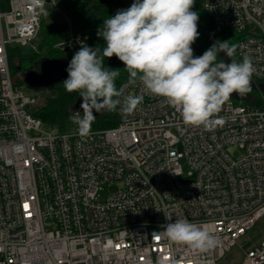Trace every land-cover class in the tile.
I'll return each mask as SVG.
<instances>
[{
	"label": "built area",
	"instance_id": "built-area-1",
	"mask_svg": "<svg viewBox=\"0 0 264 264\" xmlns=\"http://www.w3.org/2000/svg\"><path fill=\"white\" fill-rule=\"evenodd\" d=\"M201 5L217 27L238 35L236 61L250 57L251 80L264 83V0ZM42 19L28 0L0 9V264H218L264 218V105L231 98L218 114L224 123L208 130L145 95L133 114L116 109V127L85 137L54 132L10 66L13 44L35 51ZM98 30L70 31L53 49L72 56L102 38ZM105 186L114 189L103 197ZM177 217L208 225L219 246L201 255L153 237ZM244 255L240 264H264V238Z\"/></svg>",
	"mask_w": 264,
	"mask_h": 264
},
{
	"label": "clouds",
	"instance_id": "clouds-1",
	"mask_svg": "<svg viewBox=\"0 0 264 264\" xmlns=\"http://www.w3.org/2000/svg\"><path fill=\"white\" fill-rule=\"evenodd\" d=\"M28 2L36 14L47 15L46 0ZM194 4L195 0H134L129 8L104 19L98 30L104 46L82 44L75 52L62 85L68 93H79L82 98V114L73 111L69 117L80 137L90 133L94 113L119 107L123 113L133 114L145 95L163 98L185 125L210 130L224 123L218 114L234 93L244 96L252 90L251 77L256 69L250 57L239 63L218 61L221 52L233 56L235 47L228 41L194 56L192 46L199 38ZM114 56L128 73L127 84L120 88L116 85L120 70L104 64ZM137 84L139 94L126 92L128 86ZM162 228L163 232L153 233V237L163 236L170 245L187 247L193 253L203 255L220 244L208 225L187 218L177 217ZM161 264L169 262L165 259ZM172 264L191 262L175 260Z\"/></svg>",
	"mask_w": 264,
	"mask_h": 264
},
{
	"label": "trees",
	"instance_id": "trees-1",
	"mask_svg": "<svg viewBox=\"0 0 264 264\" xmlns=\"http://www.w3.org/2000/svg\"><path fill=\"white\" fill-rule=\"evenodd\" d=\"M63 9L66 11L68 16L71 19L72 25L74 29L77 31H85L90 29H100L104 23V19H107L111 16L116 14L106 3L105 0H64L62 2ZM193 10V9H192ZM199 10V9H198ZM200 11V10H199ZM199 15V14H198ZM211 19V18H210ZM209 19V20H210ZM200 20V16H199ZM198 31H199V38L193 44L195 49L196 56H201L203 53L211 48L215 43L208 39L203 32L201 24L198 21ZM70 33V26L68 23H43L41 25V30L39 35H42V47L45 48V54H40L43 57L49 58L54 53H58L53 49V46L59 40H62L68 37ZM238 38V35H234ZM202 44V48H198V45ZM97 45L104 46L105 41L103 38L98 40H94L88 44L89 47L95 48ZM14 49H9L10 55V66L11 71L12 67L14 66V59L17 58L20 63L21 61L24 62L26 60L36 61L38 58L37 53H31L29 58L16 55ZM225 53L221 52L217 55V60H223L225 63ZM51 58V57H50ZM59 58V57H56ZM68 61L69 58L65 57ZM233 58V56H232ZM234 61H236L233 58ZM110 59L105 60L104 64L105 67L113 69V70H120V75L116 80L117 88L128 80V73L124 70L126 66L123 67H113L109 64ZM237 62V61H236ZM251 85H253L254 89H258L259 87H264L263 82H258L256 84L251 80ZM63 82H59L53 85L50 88H46L47 90L51 91V95L47 98L44 106L34 112L35 116L43 121V123L49 129H59L63 130L65 121L69 120L70 115L73 111H75V103L81 97L79 93H68L64 87ZM44 89V88H42ZM41 90V89H40ZM238 97L232 98L237 103L245 104V103H252L256 105H264L261 103L259 99L255 96L247 93L244 96L237 95ZM118 125V115L117 110L102 112L100 115L96 117L94 122L91 125V129H108L113 128Z\"/></svg>",
	"mask_w": 264,
	"mask_h": 264
},
{
	"label": "rangeland",
	"instance_id": "rangeland-1",
	"mask_svg": "<svg viewBox=\"0 0 264 264\" xmlns=\"http://www.w3.org/2000/svg\"><path fill=\"white\" fill-rule=\"evenodd\" d=\"M64 0H56L57 5L56 7L47 4L46 11L47 15L43 14V23H68V25L71 24L70 17L66 13V11L62 7V2ZM134 2V0H105V3L115 12L118 10L122 9H127L131 6V4ZM202 0H197L196 1V6L193 8V11H196L199 16L200 20L199 23L201 24V27L203 29L204 35L213 41L215 44L217 43L218 45L221 42H227L229 43L230 46L235 47V52L233 54V58L237 60L236 57V51H237V46H238V38H236L234 35L235 33L231 30L217 27L212 19H210V16L207 14L202 9ZM0 9L1 11L7 12L10 9V0H0ZM200 11H199V10ZM210 19V20H209ZM32 46L34 50L37 52L38 58L36 61H31V60H26L24 62L20 61L15 58L14 59V66L12 67V76L14 80L15 86L24 91L27 94H37L38 96V103L36 106L33 108V111H37L40 109L42 106H44V103L46 102L47 98L52 94L51 91L47 90L46 88L44 89H34L29 87L26 82L24 75L25 73L34 68L36 69L38 67V62L41 61L44 57L40 54H45V48L42 47V35L40 34L36 40L32 42ZM11 50L14 49V53L18 56H21V58L26 57L29 58L31 53H36L35 51L32 50L30 47H24L20 46L17 44H13L10 48ZM74 53H72V56H70L69 53H54L51 58L58 59L59 58H69L71 61ZM49 57V58H50ZM255 82V81H253ZM258 84V82H255ZM249 94L255 96L261 103H264V87L254 89L249 92ZM106 110H103L105 112ZM54 132H68V133H74L77 130V126L72 123V121L66 120L64 129L63 130H57V129H50ZM229 153L234 157V158H239L242 154L239 146L237 145H232L228 148ZM114 188L113 187H108L105 186L103 192L101 193V196H106L110 191H112ZM264 238V218L260 220L256 226L247 233L246 236L241 238L237 245L231 249V251L224 257L222 258L218 264H240L243 259H244V251L248 250L249 248L253 247L255 244H257L261 239Z\"/></svg>",
	"mask_w": 264,
	"mask_h": 264
},
{
	"label": "water",
	"instance_id": "water-1",
	"mask_svg": "<svg viewBox=\"0 0 264 264\" xmlns=\"http://www.w3.org/2000/svg\"><path fill=\"white\" fill-rule=\"evenodd\" d=\"M198 48H202V44L198 45ZM226 54V53H225ZM233 58H229L225 55L226 63H231ZM109 64L113 67H123L125 66L117 57H112ZM69 66V61L66 58H47L44 57L38 62V67L36 69L32 68L28 70L25 75L26 84L34 89L50 88L53 85L64 82L68 78V73L66 69ZM253 87V85H251ZM237 93H234L231 98L238 97ZM82 98L78 99L75 103V110H79L82 113L81 104ZM103 112L94 113L97 117Z\"/></svg>",
	"mask_w": 264,
	"mask_h": 264
},
{
	"label": "crops",
	"instance_id": "crops-1",
	"mask_svg": "<svg viewBox=\"0 0 264 264\" xmlns=\"http://www.w3.org/2000/svg\"><path fill=\"white\" fill-rule=\"evenodd\" d=\"M63 7V6H62ZM71 20V19H70ZM70 26V31H74V30H76V29H74V27H73V25H72V22H71V24L69 25ZM77 31V30H76Z\"/></svg>",
	"mask_w": 264,
	"mask_h": 264
}]
</instances>
